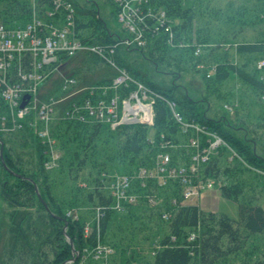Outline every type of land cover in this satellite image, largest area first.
Returning a JSON list of instances; mask_svg holds the SVG:
<instances>
[{
    "label": "trees",
    "instance_id": "1",
    "mask_svg": "<svg viewBox=\"0 0 264 264\" xmlns=\"http://www.w3.org/2000/svg\"><path fill=\"white\" fill-rule=\"evenodd\" d=\"M69 1L82 44L109 45L127 37L115 0ZM101 3L118 32L101 17ZM139 7L146 45H119L112 58L160 97L153 125L111 128L64 117L73 103L100 98L99 88L118 75L97 56L67 58L75 88L88 90L55 107L50 132L60 154L57 166L46 169L49 150L31 132L0 135V264H78L66 262L98 241L113 253L106 262L85 264H264V0H148ZM159 11L172 36L164 28L151 30L159 25L151 21ZM32 15L31 0H0V24L8 29L23 27ZM249 29L258 36H242ZM226 43L230 50L223 49ZM196 49L202 53L195 55ZM62 87L61 76L51 79L41 97L66 96ZM91 88H97L92 95ZM135 89L129 84L117 92L122 99ZM114 94L107 88L104 98ZM166 101L176 104L185 121L226 143L202 164L200 178L216 181L221 196L238 204V220L183 201L177 180L160 184L138 177L140 169L154 170L162 153L169 154L171 166L191 163L195 149L189 143L197 133L181 131ZM198 138L202 148L213 141L206 134ZM115 175L133 177L129 194L137 198L119 210L109 189ZM70 211L76 219L67 216Z\"/></svg>",
    "mask_w": 264,
    "mask_h": 264
},
{
    "label": "built area",
    "instance_id": "2",
    "mask_svg": "<svg viewBox=\"0 0 264 264\" xmlns=\"http://www.w3.org/2000/svg\"><path fill=\"white\" fill-rule=\"evenodd\" d=\"M115 1L120 7L117 20L127 30V37L120 38L114 44H82L76 37L75 11L69 0H45L43 4H40L41 0H33V15L26 25L8 29L0 24V135H10L23 130L31 132L49 150V159L45 164L48 170L55 168L59 159L56 142L50 132L51 124L57 119L56 105L88 90L85 87L75 88L76 80L71 76H64V69L61 67L67 58L83 54L94 55L106 61L118 75L109 87L99 88L102 93L100 98L94 101L83 98L78 103H73L64 112V117L74 118L83 123L90 120L104 122L111 128L121 124L153 125V105L155 98L160 97L133 80L112 58L119 45L127 48H141L146 45L142 27L146 25L141 27L139 25L145 18L141 16L139 6L148 0ZM147 17L151 18L150 11L147 12ZM152 18H154L150 19L152 23L157 20L159 25L153 24L151 30L158 32L164 28V31L172 36L169 24L166 25L168 20L164 11H159V14ZM196 51L200 53V49ZM56 74L62 75H60L63 78L62 91L67 92V95L57 99L42 98L45 84ZM129 84L136 85V89L130 91L128 97L120 99L117 90ZM107 88L115 91L110 99L104 98ZM96 89L89 90L91 95ZM25 96H29V99L25 107L21 108ZM166 103L172 110L174 120L181 126L182 132L192 129L197 133L189 143L195 149L191 163L188 166H171L169 154L162 153L158 155L155 169H140L138 177L156 178L160 184L169 179L177 180L183 189V201L198 200L203 190L219 187L213 179L200 178V168L216 148L226 146V143L216 134L207 133L205 128L193 120L185 121L174 102ZM199 134H206L213 141H209V145L202 148ZM132 179L133 177L128 175H115L110 181L109 189L114 209H121L124 203L136 202L137 198L129 194ZM150 203L154 201L150 199ZM67 216L77 218V214L72 211L68 212ZM99 216L100 209H97L96 220ZM163 217L167 218L168 215ZM89 233L90 226L87 225L85 234ZM112 253V248L98 241L92 249L83 248L82 251L74 252V259L68 263L76 259L79 260L78 264H85L89 260L106 262Z\"/></svg>",
    "mask_w": 264,
    "mask_h": 264
},
{
    "label": "rangeland",
    "instance_id": "3",
    "mask_svg": "<svg viewBox=\"0 0 264 264\" xmlns=\"http://www.w3.org/2000/svg\"><path fill=\"white\" fill-rule=\"evenodd\" d=\"M80 2H83L84 0H79ZM221 1V4H224L228 2L229 0H218ZM33 3V0H31ZM40 10V9H38ZM100 15L108 25V27L111 29L112 32H118V25L115 22V20L111 17L110 15V10L109 7L105 6L101 3V10H100ZM258 32L256 30L249 29L244 32L242 36H244L246 39L252 38V37H257ZM120 34V33H119ZM231 45L229 43L224 44L223 49L230 50ZM197 50V49H196ZM202 53V52H201ZM200 53V54H201ZM195 55H199L197 51L195 52ZM240 62V58L238 59ZM263 63V62H261ZM71 65L69 66L70 68L73 67V64L70 63ZM67 63H63V74H65V77L71 76L68 73V68H66ZM260 67V63L258 64ZM61 74H56L52 77V80H55L58 78ZM62 76V75H61ZM72 77V76H71ZM198 81V80H197ZM58 152V151H57ZM59 154V153H58ZM60 155V154H59ZM48 170V169H47ZM191 204L198 205L199 208L205 211H212L220 214L227 215L229 218L233 220H238L239 218V211H238V204L230 199H226L221 196V193L219 191V187L212 188V189H205L201 192L200 197L198 200H193L190 202ZM91 223V221H90Z\"/></svg>",
    "mask_w": 264,
    "mask_h": 264
},
{
    "label": "water",
    "instance_id": "4",
    "mask_svg": "<svg viewBox=\"0 0 264 264\" xmlns=\"http://www.w3.org/2000/svg\"><path fill=\"white\" fill-rule=\"evenodd\" d=\"M29 99V96H25L24 97V101L22 102V104H21V108H23V107H25V105H26V102H27V100ZM2 149H3V146H1V149H0V158H1V160H2V158H3V156H2ZM3 165H4V163H3ZM5 166V165H4ZM38 198L39 199H41V197H40V195L38 194ZM43 204H44V206H46V204L43 202ZM71 245H72V243H71ZM66 263H68V262H66Z\"/></svg>",
    "mask_w": 264,
    "mask_h": 264
}]
</instances>
